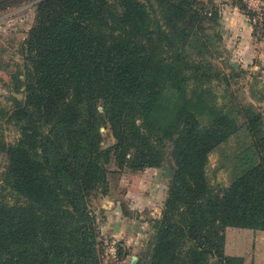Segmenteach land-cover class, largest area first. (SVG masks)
Returning a JSON list of instances; mask_svg holds the SVG:
<instances>
[{
  "label": "trees",
  "instance_id": "trees-1",
  "mask_svg": "<svg viewBox=\"0 0 264 264\" xmlns=\"http://www.w3.org/2000/svg\"><path fill=\"white\" fill-rule=\"evenodd\" d=\"M19 1H35L36 15L20 48L23 98L0 109L19 132L11 144L0 133L13 196L0 197V264H100L89 202L106 189V164L159 166L167 147L176 173L149 261L138 264H243L224 253L221 230L264 229L262 114L216 104L208 84L219 73L198 56L211 44L203 4ZM239 113L249 140L237 143L229 187L208 195V154L239 129ZM105 125L116 143L103 150Z\"/></svg>",
  "mask_w": 264,
  "mask_h": 264
},
{
  "label": "rangeland",
  "instance_id": "rangeland-1",
  "mask_svg": "<svg viewBox=\"0 0 264 264\" xmlns=\"http://www.w3.org/2000/svg\"><path fill=\"white\" fill-rule=\"evenodd\" d=\"M14 1L11 6L0 10V109L6 112L12 108L13 97L22 99L24 95L20 84L24 80L20 48L36 15L35 1ZM142 1L147 3L148 0ZM198 1L203 4L202 16L207 18L204 34L211 43L209 53L198 56L219 73L218 79L208 84L216 104L231 112L239 110L242 105H252L262 114L264 137V6L252 8V3L256 6L261 4L259 0ZM215 9L218 18L215 21L208 19L209 13ZM239 26L249 28L246 37L241 34ZM245 38L252 40L253 45L239 50L238 44ZM16 75L19 76L17 82ZM236 118L240 123L239 129L208 154L205 169L208 195L222 194L229 187L234 175L235 155L239 152L237 143L249 140L241 113ZM0 133L8 144L19 137L18 128L5 115L0 117ZM100 134L101 149L116 143L108 125L100 128ZM6 162V155L0 151V197L5 196L12 202L13 196L4 188L2 181ZM106 168L109 170L106 189L95 191L89 202V212L97 223L100 264L146 263L176 173L170 147L166 148L159 166L140 170H132L128 166L120 168L115 157L111 156ZM167 168L171 172L170 177L165 176ZM178 206L174 216L176 220L181 212H185L182 203ZM193 207L196 208L195 205ZM221 234H224L226 255L243 257V264H264V229L225 226Z\"/></svg>",
  "mask_w": 264,
  "mask_h": 264
},
{
  "label": "crops",
  "instance_id": "crops-1",
  "mask_svg": "<svg viewBox=\"0 0 264 264\" xmlns=\"http://www.w3.org/2000/svg\"><path fill=\"white\" fill-rule=\"evenodd\" d=\"M238 29H241V30H242L241 34L243 35V37H246L245 35H247L248 32H250V30H249L248 27H243V28H241V27L239 26ZM245 39H246V40H243V39H242V40L239 42V44H238V48H239V50H243L244 47H252V45H253V41H252V40H251V41H248L247 38H245ZM249 49H250V48H249ZM242 53H243V51H242Z\"/></svg>",
  "mask_w": 264,
  "mask_h": 264
},
{
  "label": "built area",
  "instance_id": "built-area-1",
  "mask_svg": "<svg viewBox=\"0 0 264 264\" xmlns=\"http://www.w3.org/2000/svg\"><path fill=\"white\" fill-rule=\"evenodd\" d=\"M259 2L261 4H259V6H256V4L252 3V8H255V9H260L264 6V0H259ZM251 5V4H250ZM251 7V6H250Z\"/></svg>",
  "mask_w": 264,
  "mask_h": 264
},
{
  "label": "water",
  "instance_id": "water-1",
  "mask_svg": "<svg viewBox=\"0 0 264 264\" xmlns=\"http://www.w3.org/2000/svg\"><path fill=\"white\" fill-rule=\"evenodd\" d=\"M165 176H168V177H170V176H171V172H170V170H169L168 168L166 169Z\"/></svg>",
  "mask_w": 264,
  "mask_h": 264
}]
</instances>
